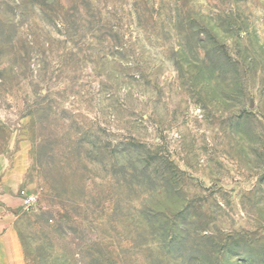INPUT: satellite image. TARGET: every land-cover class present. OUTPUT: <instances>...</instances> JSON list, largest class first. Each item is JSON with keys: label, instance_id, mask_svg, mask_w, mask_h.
<instances>
[{"label": "rangeland", "instance_id": "obj_1", "mask_svg": "<svg viewBox=\"0 0 264 264\" xmlns=\"http://www.w3.org/2000/svg\"><path fill=\"white\" fill-rule=\"evenodd\" d=\"M0 156L23 264H264V0H0Z\"/></svg>", "mask_w": 264, "mask_h": 264}, {"label": "crops", "instance_id": "obj_2", "mask_svg": "<svg viewBox=\"0 0 264 264\" xmlns=\"http://www.w3.org/2000/svg\"><path fill=\"white\" fill-rule=\"evenodd\" d=\"M2 158L3 157L0 156L1 160ZM0 165H2L1 161ZM15 188L17 189V187ZM21 200H23L22 197ZM18 206L19 198L10 196L9 190L2 192V195L0 196V239L4 242L9 251H12L13 255L16 257L17 264H23V260L20 255V243L14 227V221L9 214V209L15 210Z\"/></svg>", "mask_w": 264, "mask_h": 264}, {"label": "built area", "instance_id": "obj_3", "mask_svg": "<svg viewBox=\"0 0 264 264\" xmlns=\"http://www.w3.org/2000/svg\"><path fill=\"white\" fill-rule=\"evenodd\" d=\"M23 195V207L26 211H30L35 205L37 198L36 196L30 195L28 193H23Z\"/></svg>", "mask_w": 264, "mask_h": 264}]
</instances>
